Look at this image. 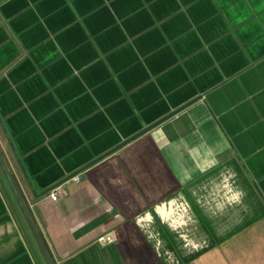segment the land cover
<instances>
[{
    "label": "crops",
    "instance_id": "1",
    "mask_svg": "<svg viewBox=\"0 0 264 264\" xmlns=\"http://www.w3.org/2000/svg\"><path fill=\"white\" fill-rule=\"evenodd\" d=\"M0 153L54 264H264V0H0Z\"/></svg>",
    "mask_w": 264,
    "mask_h": 264
},
{
    "label": "water",
    "instance_id": "2",
    "mask_svg": "<svg viewBox=\"0 0 264 264\" xmlns=\"http://www.w3.org/2000/svg\"><path fill=\"white\" fill-rule=\"evenodd\" d=\"M166 117H168V116H166ZM165 118H161L160 120H157V121L153 122L152 124L146 126L140 132H137L136 134L132 135L131 137L125 139L120 144H118L114 148L110 149L108 152H105L104 154H102L99 157H103L104 155L108 154L109 152H112L115 149H117L118 147H120V146L124 145L125 143L131 141L132 139L136 138L140 134L146 132L147 130H149L153 126H155L158 123H160ZM0 170H1L5 180L7 182V185H8V187H9V189H10V191H11V193H12V195H13V197H14L17 205H18V208H19V210L21 212V215H22V217H23V219H24V221H25V223H26V225H27V227H28V229H29V231H30V233H31V235H32V237H33L38 249H39V251H40V254H41V256H42V258L44 260V263L45 264H54L52 259H51V257H50V255L48 254V251H47V249H46V247H45V245H44V243L42 241V238L40 237V235H39V233H38V231H37L32 219L30 217L28 209H27L26 205L24 204V202H23V200L21 198V195H20V193H19V191H18V189L16 187V184H15V182H14V180H13V178H12V176H11V174H10L6 164H5V162H4V159L2 158L1 153H0Z\"/></svg>",
    "mask_w": 264,
    "mask_h": 264
},
{
    "label": "built area",
    "instance_id": "3",
    "mask_svg": "<svg viewBox=\"0 0 264 264\" xmlns=\"http://www.w3.org/2000/svg\"><path fill=\"white\" fill-rule=\"evenodd\" d=\"M48 196L55 200L57 198V192L52 190L49 192ZM100 240L104 242H110L113 240V238L111 236H106V237H101Z\"/></svg>",
    "mask_w": 264,
    "mask_h": 264
},
{
    "label": "trees",
    "instance_id": "4",
    "mask_svg": "<svg viewBox=\"0 0 264 264\" xmlns=\"http://www.w3.org/2000/svg\"><path fill=\"white\" fill-rule=\"evenodd\" d=\"M7 188L9 189L8 185H7ZM10 190V189H9ZM11 192V191H10Z\"/></svg>",
    "mask_w": 264,
    "mask_h": 264
}]
</instances>
